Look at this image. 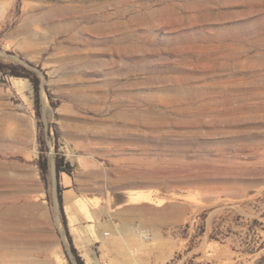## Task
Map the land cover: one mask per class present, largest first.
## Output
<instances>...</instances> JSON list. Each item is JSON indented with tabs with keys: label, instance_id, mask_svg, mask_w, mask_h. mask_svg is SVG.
Wrapping results in <instances>:
<instances>
[{
	"label": "rangeland",
	"instance_id": "rangeland-1",
	"mask_svg": "<svg viewBox=\"0 0 264 264\" xmlns=\"http://www.w3.org/2000/svg\"><path fill=\"white\" fill-rule=\"evenodd\" d=\"M0 59V264H74L54 156L85 264H264V0H0Z\"/></svg>",
	"mask_w": 264,
	"mask_h": 264
},
{
	"label": "trees",
	"instance_id": "trees-1",
	"mask_svg": "<svg viewBox=\"0 0 264 264\" xmlns=\"http://www.w3.org/2000/svg\"><path fill=\"white\" fill-rule=\"evenodd\" d=\"M0 76H13V77H22L27 78L33 88V101H34V110L37 115V117H40L41 115V103H40V78L37 75L36 72L32 71L28 67L22 65L18 62H4L0 59ZM48 98H50V94L47 92ZM39 156L37 159V165L40 171V174L45 180V175L48 173V158L46 156V142L44 137L41 135L39 138ZM54 170L55 175L57 178L56 183V198L58 202V208L60 212L61 222L64 226L65 235L68 241V247L69 251L73 257L74 264H85L82 257L79 255L76 247L74 246L72 242L71 235L69 234L68 228H67V221L66 217L63 211V201H62V187L59 183V175L64 172L66 174H70L72 170V166L69 162L64 161L63 157L60 156H54Z\"/></svg>",
	"mask_w": 264,
	"mask_h": 264
},
{
	"label": "bare ground",
	"instance_id": "bare-ground-1",
	"mask_svg": "<svg viewBox=\"0 0 264 264\" xmlns=\"http://www.w3.org/2000/svg\"><path fill=\"white\" fill-rule=\"evenodd\" d=\"M138 196V194L137 195H134L133 196V198H136ZM67 208L69 209V207L67 206ZM73 220H74V218L73 217H70V222L69 223H72L73 222ZM146 236L144 235V238H145ZM124 256V255H123ZM125 257V256H124ZM122 258V257H121ZM128 258H131V256L130 257H128ZM124 260H126V259H124Z\"/></svg>",
	"mask_w": 264,
	"mask_h": 264
},
{
	"label": "water",
	"instance_id": "water-1",
	"mask_svg": "<svg viewBox=\"0 0 264 264\" xmlns=\"http://www.w3.org/2000/svg\"><path fill=\"white\" fill-rule=\"evenodd\" d=\"M54 165V164H53ZM55 171V170H54Z\"/></svg>",
	"mask_w": 264,
	"mask_h": 264
}]
</instances>
